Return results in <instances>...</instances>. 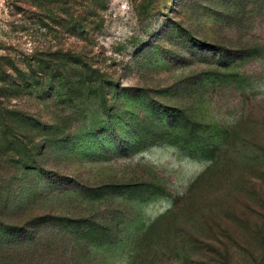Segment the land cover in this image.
Returning <instances> with one entry per match:
<instances>
[{
  "label": "rangeland",
  "instance_id": "obj_1",
  "mask_svg": "<svg viewBox=\"0 0 264 264\" xmlns=\"http://www.w3.org/2000/svg\"><path fill=\"white\" fill-rule=\"evenodd\" d=\"M57 51L67 83L6 101L29 139L0 151V264H200L225 231L254 245L264 0H0V56Z\"/></svg>",
  "mask_w": 264,
  "mask_h": 264
},
{
  "label": "trees",
  "instance_id": "obj_2",
  "mask_svg": "<svg viewBox=\"0 0 264 264\" xmlns=\"http://www.w3.org/2000/svg\"><path fill=\"white\" fill-rule=\"evenodd\" d=\"M40 9L47 11L45 7ZM41 13L43 14V12ZM40 54L25 59L22 65L15 63L9 57L0 56V151L2 150V144L9 143L13 145L14 143L6 141V135L21 145L25 143V140L29 139L23 131L24 128L15 119L17 115L21 116V114L13 112L6 105V101L18 92L17 89L22 86L40 89L43 88V83L39 81L47 79L49 82H68L66 72L69 71L66 69H68L69 62L65 60L64 55L59 51ZM74 64H77V62L75 61ZM39 74L41 75L38 78ZM33 78L39 81H35L36 83L31 85L33 83L31 79ZM22 116L25 117L24 115ZM12 118L13 121H9ZM26 146L28 147L29 144L27 143ZM27 151L32 153L34 149L31 147ZM251 234L254 245L241 248L240 246H235V241L228 231H225V234L219 233L221 240L217 243L206 244L205 257L202 259L203 261H200V264H240L234 261V248L247 257L248 261L243 264H264V214H258L254 227L251 229ZM250 248H253L252 251H250Z\"/></svg>",
  "mask_w": 264,
  "mask_h": 264
}]
</instances>
